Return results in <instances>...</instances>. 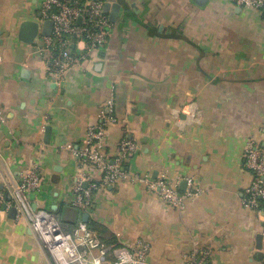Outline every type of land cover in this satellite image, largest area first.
<instances>
[{
    "label": "crops",
    "instance_id": "crops-1",
    "mask_svg": "<svg viewBox=\"0 0 264 264\" xmlns=\"http://www.w3.org/2000/svg\"><path fill=\"white\" fill-rule=\"evenodd\" d=\"M103 2L119 5L105 12V47L57 86L48 76L52 54L35 52L52 31L41 0H0V264H52L27 223L7 212L10 187L33 163L40 187L32 204L55 212L65 229L87 215L109 248L147 242L152 264H191L203 252L204 264H260L263 221L243 206L252 176L242 152L250 136L264 149V12L235 0ZM25 21L39 26L31 45L19 41ZM110 97L119 124L110 128L108 156L124 136L138 151L126 177L79 210L70 205L73 187L81 175L98 174L66 146H83ZM185 106L200 116L180 129ZM145 174L179 180L181 193L192 178L202 192L185 199L183 210L170 208L132 179Z\"/></svg>",
    "mask_w": 264,
    "mask_h": 264
},
{
    "label": "built area",
    "instance_id": "built-area-1",
    "mask_svg": "<svg viewBox=\"0 0 264 264\" xmlns=\"http://www.w3.org/2000/svg\"><path fill=\"white\" fill-rule=\"evenodd\" d=\"M235 3L245 9L264 12V0H235ZM40 12L45 20L51 21L52 31L37 43L35 52L41 57L47 52L52 54L48 76L57 86H62L72 70L83 69L93 52L103 50L111 24L104 11V2L100 0H41ZM181 114L184 118L177 121L180 129L200 116L199 111L189 106H185ZM98 117L99 122L87 128L80 149L74 150L70 144L66 146L81 166L90 165L98 174V179L81 175L73 187L70 205L79 210L91 205L95 192L126 177V163L138 151V145L124 136L118 143L116 156L110 158L107 154L110 128L119 124L112 97L102 104ZM242 158L243 166L252 176L245 189L243 206L256 211L263 221L260 264H264V149L254 136L246 140ZM132 179L155 193L170 208L179 210H183L185 199L196 198L202 192L192 178L184 179L183 193L178 191L179 180L170 181L165 177L153 180L146 174ZM39 187L40 166L33 163L24 170L21 181L10 187L8 207L16 210L15 220L27 223L52 264H152L148 260L150 246L147 242L137 240L132 248H109L95 237L84 221L65 229L55 212L33 206L30 194ZM0 200L3 201L1 193ZM207 256L208 253L203 252L199 259L192 257L190 263L204 264Z\"/></svg>",
    "mask_w": 264,
    "mask_h": 264
},
{
    "label": "water",
    "instance_id": "water-1",
    "mask_svg": "<svg viewBox=\"0 0 264 264\" xmlns=\"http://www.w3.org/2000/svg\"><path fill=\"white\" fill-rule=\"evenodd\" d=\"M100 1H104V0H100ZM207 0H194L195 4H197L198 6H202ZM112 7L113 9V14L114 12L118 9L119 5H114L111 6V4L109 2H104V11H108L110 8ZM46 26L47 29H49V27L52 26L51 21H46ZM39 33V26L38 24L31 22V21H25L21 24L20 26V30H19V41L22 44L25 45H31L34 43V40L36 39V37L38 36ZM44 36H48L49 34L47 32H43ZM50 128L48 127L46 129V133H45V137H48V132H49ZM10 200V198H8ZM6 209L5 205L1 206V210L4 211ZM8 215L10 218H14L15 214H16V210L14 208H9L7 210ZM86 217L87 215H84L83 217V221H86ZM260 247V246H259ZM261 248V247H260Z\"/></svg>",
    "mask_w": 264,
    "mask_h": 264
},
{
    "label": "trees",
    "instance_id": "trees-1",
    "mask_svg": "<svg viewBox=\"0 0 264 264\" xmlns=\"http://www.w3.org/2000/svg\"><path fill=\"white\" fill-rule=\"evenodd\" d=\"M120 246H122V245H117V244H115V245H113V247H111V248L120 247Z\"/></svg>",
    "mask_w": 264,
    "mask_h": 264
}]
</instances>
